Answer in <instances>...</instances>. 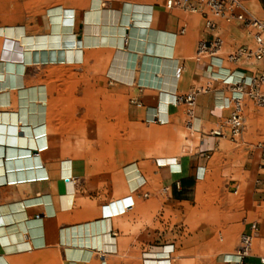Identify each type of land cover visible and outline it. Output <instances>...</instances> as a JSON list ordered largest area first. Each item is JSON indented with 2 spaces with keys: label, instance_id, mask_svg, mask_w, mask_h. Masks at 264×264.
<instances>
[{
  "label": "crops",
  "instance_id": "crops-1",
  "mask_svg": "<svg viewBox=\"0 0 264 264\" xmlns=\"http://www.w3.org/2000/svg\"><path fill=\"white\" fill-rule=\"evenodd\" d=\"M166 1L0 0V62L1 45L13 40L20 45L28 38L37 44L60 34L62 48L73 47V41L87 42L79 61H34L31 49L25 50L24 87L0 90L4 92L0 94V126L12 128L16 136L14 143L0 141V175L5 179L0 182V264L1 260L5 264H234L223 259L237 244L219 243L223 238L216 239V224L237 225L239 234L252 233L257 226L259 232L243 264H263L264 160L255 144L264 138V108L244 101V128L236 141L212 133L217 129L227 133L224 120L229 110L220 107L216 97L228 96L229 86L219 77L211 78L204 64L192 58L197 43L210 37L201 15L167 8ZM241 1L264 20V0ZM216 32L223 39V54L252 43L251 35L235 24L218 21ZM76 73L84 81L102 83L99 128L132 130V149L126 155L121 137L108 142L114 146L115 166L133 162L121 168L126 184L108 193L80 187L75 180L78 162L86 158L75 152L70 133L76 122L73 106L67 103L70 92L58 86L73 80ZM219 74L226 71L220 69ZM206 87L196 94L195 127L189 130L185 104L174 103V95L183 97ZM140 129L151 130L141 142ZM182 129L190 135L177 152L170 147L176 141L173 131ZM140 144L150 147L139 153ZM155 158L165 163L157 172ZM59 161L62 178L54 166ZM178 164L181 172L166 183L168 202L221 208L225 219L214 216L179 236L140 232L138 219L125 215L136 206L139 196L135 194L144 191L156 197L148 176L169 178ZM235 171L244 177L237 206L228 201L239 191L235 185L239 181L232 179ZM137 173L145 184L134 191L140 180L135 179ZM124 201L133 202L126 205L125 214L107 212V202L122 207ZM92 237L102 248L89 245Z\"/></svg>",
  "mask_w": 264,
  "mask_h": 264
},
{
  "label": "rangeland",
  "instance_id": "rangeland-1",
  "mask_svg": "<svg viewBox=\"0 0 264 264\" xmlns=\"http://www.w3.org/2000/svg\"><path fill=\"white\" fill-rule=\"evenodd\" d=\"M74 77L73 80L64 81V83L60 84L58 87L68 89L70 92L67 103L73 106L74 118L76 121L74 123L75 127L70 130V133L74 137L75 152L82 154L86 158L85 161L82 160L78 162L81 166L75 173V180L78 181L77 185L80 187L86 185L88 190H106L103 192L108 193L109 189H112L114 186L121 183L123 185L126 184L121 168L122 166L125 167L133 163L131 160H127L123 162L124 164L122 166H115V162L112 160L113 153H115L113 149L114 146H111L108 142L113 140L116 136L121 137L124 142L122 152L126 155V153L130 152L132 149V130L114 128L100 129L98 110L100 104V89L103 88L102 83L97 80L84 81L79 79L81 75L77 73ZM48 87H50V84H48ZM84 110L85 113H83ZM149 131L151 130L140 129L138 140L140 142L146 140L147 136L145 134ZM46 132L48 133V128ZM142 132L145 136L142 135ZM173 133V138H176V141H174L170 147L174 151L180 152L184 149V137L190 134L184 129L173 131ZM136 147L137 146H134L133 148L136 149ZM146 147L150 146L140 144L138 146L139 153L141 148L145 149ZM155 147H157V145ZM156 169L155 167V171L157 172ZM232 179L239 181V184H235L239 185V191L238 194H232L228 201L237 206L241 201L239 192L243 188L244 177L240 176L237 171H235ZM148 185L154 187L157 193L156 197H148V195L143 197L142 193H144V191L139 192L135 194L136 197H139H137L136 206L132 211L126 213V205L130 207L133 202L128 201L126 203L124 201L122 207L119 203L107 202V212H122L123 214L126 213L125 215L128 217H135L138 219V229L140 232L149 230L159 236L164 232H170L172 235L179 236L196 227H202L198 223L206 221L214 216L220 220H224L226 217V213H224L221 208L214 210L196 208L194 204L191 203H169L166 194L161 191V188L165 184L160 181L158 174L153 179L151 176H148ZM165 204H167L166 207L164 206ZM214 227L216 239L218 240L220 237L223 238L221 242L218 240L219 243H225L228 240L231 246L238 244L240 234L237 232V225L225 226L216 224ZM218 232L222 235H217Z\"/></svg>",
  "mask_w": 264,
  "mask_h": 264
},
{
  "label": "built area",
  "instance_id": "built-area-1",
  "mask_svg": "<svg viewBox=\"0 0 264 264\" xmlns=\"http://www.w3.org/2000/svg\"><path fill=\"white\" fill-rule=\"evenodd\" d=\"M167 8L177 7L190 13L200 14L203 18L204 28L208 31L210 37L200 40L193 55V59L204 64L205 70L211 78H220L223 84L229 86L230 93L223 97H216L220 101V107L229 110L228 116L224 120V127L227 133L217 129L212 133L221 138H227L236 141L244 128V101H251L256 107L264 108V20L257 18L241 0H167L165 3ZM225 24H235L251 35L252 43L240 45L230 52L223 54V39L216 32L217 22ZM183 30H181L182 32ZM223 63L234 66L237 69L224 67ZM255 65L253 70L238 69L240 65ZM226 71L225 75H220L219 70ZM208 88H200L192 90L187 95L175 96L174 103L185 104V114L187 117L186 127L194 130V107L196 94ZM260 153V157L264 160V138L255 144ZM157 171L165 164L159 158L154 159ZM181 172L178 164L175 170H172L169 178L160 177V181L165 185L161 188L163 193H167L169 188L166 185L172 176ZM142 183L134 189L141 190ZM237 187L234 189L236 193ZM143 197L148 195L147 192L142 193ZM259 232L257 226L253 227L252 233H242L238 238V244L229 258H224L225 263L243 264V260L247 257L253 246L254 238ZM264 235V228H263ZM172 252L171 249L168 254ZM260 262L264 264V257L260 258Z\"/></svg>",
  "mask_w": 264,
  "mask_h": 264
},
{
  "label": "bare ground",
  "instance_id": "bare-ground-1",
  "mask_svg": "<svg viewBox=\"0 0 264 264\" xmlns=\"http://www.w3.org/2000/svg\"><path fill=\"white\" fill-rule=\"evenodd\" d=\"M59 35L60 34L55 35L53 37L52 36L45 37L44 39H41L40 43H37V44L35 43V41L33 39L25 38V41L22 40V44L20 43V45L18 43H15L14 40L12 42L6 41L7 43L1 45V50L3 51L4 54L1 55L3 60L0 62V90L1 89H3V90L16 89L19 87H24V83H23V80L21 81V78L23 76L22 72H23V68H24L25 50L31 49L30 51H31V54L33 55L34 61H40V60L79 61L81 59V48L84 45H86L87 42L86 41L85 42L84 41H75V42L73 41V47L66 48L64 46L65 48L64 47L62 48V45H64L65 43H61V41L58 39ZM50 38H55L56 39L55 42H50L49 41ZM69 44H71V43H69ZM69 44H67V45H69ZM35 47H38V48L36 49ZM51 47H54V48L51 49ZM156 52L159 53L158 51H156ZM118 55H119V53H118ZM3 93H0V94H3ZM6 101H7V98H6ZM7 126H9V125H7ZM12 131H13L12 128H6L3 126H0V141H2V139H3L6 142L14 143V138L16 136L12 133ZM54 166L56 168V173H57L58 177L62 178L63 172H62L61 162L60 161L57 162ZM2 172H3V168L1 171V165H0V174H3ZM48 175H49V173H48ZM68 177H69V179H72V164H71V162H69V164H68ZM136 178L140 179V180H137V184L134 187H138L140 184L145 182V180L140 176L139 173H137V176L135 177V179ZM4 180L5 179H4L3 175H0V182H2ZM106 223H107V221H106ZM99 229H100V227H99ZM109 229H107V230H109ZM89 235H91V234H89ZM92 238L93 239L89 240V245L94 246V248H99V249L102 248V244L98 243L97 242L98 240L96 241L95 237H92ZM98 239H99V237H98ZM113 244H114V242H113ZM110 247L111 246H109L108 249H110ZM84 250H87V248ZM88 250H92V248L90 247ZM1 263L5 264V262L3 260H1Z\"/></svg>",
  "mask_w": 264,
  "mask_h": 264
}]
</instances>
